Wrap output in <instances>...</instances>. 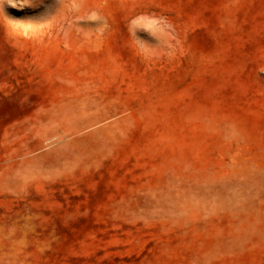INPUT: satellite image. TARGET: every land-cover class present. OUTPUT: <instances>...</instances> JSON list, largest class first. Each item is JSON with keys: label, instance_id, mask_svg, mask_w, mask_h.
Returning <instances> with one entry per match:
<instances>
[{"label": "rangeland", "instance_id": "374dc122", "mask_svg": "<svg viewBox=\"0 0 264 264\" xmlns=\"http://www.w3.org/2000/svg\"><path fill=\"white\" fill-rule=\"evenodd\" d=\"M0 264H264V0H0Z\"/></svg>", "mask_w": 264, "mask_h": 264}]
</instances>
